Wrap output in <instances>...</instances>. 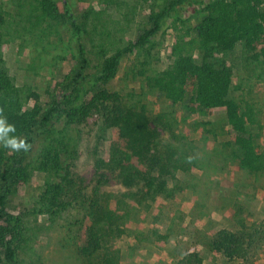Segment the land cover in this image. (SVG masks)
Returning <instances> with one entry per match:
<instances>
[{
    "label": "trees",
    "instance_id": "obj_1",
    "mask_svg": "<svg viewBox=\"0 0 264 264\" xmlns=\"http://www.w3.org/2000/svg\"><path fill=\"white\" fill-rule=\"evenodd\" d=\"M26 1L34 5L38 19L44 23L58 22L63 17L54 0ZM187 1L156 0L149 10L148 28L142 29L134 42L105 58L95 83L86 90H81L80 84L86 77L84 70L88 60L79 44V69L71 77L64 78L57 85V93L46 102L40 101L30 88L15 83L0 52V116L5 118L7 129L0 131V264H19L18 252L23 248L25 230L22 220L10 212L11 199L30 180L28 158L36 140L52 135L62 119L66 120V126H76L95 113L106 129L115 131L107 147L106 159L96 160L95 167L115 175V180L126 190L112 194L105 189L101 183L106 181L104 173L87 194L75 190L76 184L67 170L64 175L57 176L60 177L58 182L44 183L36 202L38 213L48 215L53 223L57 219L65 222L57 225L66 229L62 241L75 251L83 264L120 263L116 243L125 232L124 223L131 208L127 201L137 208L149 209V203L156 204L158 197L162 196L164 201L173 199L177 192L187 188L193 193L198 191L202 197L203 189L197 188L199 181L208 178L207 170L213 169L221 159L224 164L227 162V167L233 166L248 176L264 174V150L258 142L263 132L260 108L256 102L237 101L232 96L240 90L234 73L236 47L240 48L238 65L243 69L249 63L252 67L246 79L253 80L257 88L264 85V0L199 1L195 4L199 9L194 15H201L200 20L184 28L186 19L177 10ZM65 13L71 36L79 37L78 19L68 8ZM6 15L0 5V46L7 32ZM169 17L172 23L162 34L166 30L177 32L169 50L170 62L162 70L154 71L144 60L141 66L150 72H141L143 86L148 91L162 93L171 105L181 104L193 131L210 125L216 120V113H221L223 124L219 130L222 137L227 138L218 147H208L203 135H199L201 145L186 141L185 137L176 138L163 114H153L144 107L128 104L118 92H110L107 88L117 73L120 58L137 49L147 57L158 42L155 35ZM188 42L197 45V57L192 54V48H187ZM159 130L167 132L168 138ZM201 130L214 137L217 132ZM10 138L25 141L27 150L5 147L4 141ZM195 150L202 157L197 158ZM62 158L60 148L50 140L41 149L35 170L57 175L62 170ZM194 170L201 171L199 180L183 184L176 179L178 172L192 175ZM207 187L209 190L210 185ZM69 192L76 196L65 201ZM201 197L187 207L201 206L205 201ZM162 208L163 202L159 200L152 212L148 232L139 234L137 242L165 244L166 237L159 234L162 228L158 224ZM73 209L74 215L70 212ZM238 221L237 230H215L206 243L207 248L212 255L222 256L227 261L255 264L254 256L264 248V220L249 225L244 219ZM77 240L82 243L77 244ZM170 264H203V257L200 251L193 249L177 259L172 258Z\"/></svg>",
    "mask_w": 264,
    "mask_h": 264
},
{
    "label": "rangeland",
    "instance_id": "obj_2",
    "mask_svg": "<svg viewBox=\"0 0 264 264\" xmlns=\"http://www.w3.org/2000/svg\"><path fill=\"white\" fill-rule=\"evenodd\" d=\"M155 1L54 0L63 17L58 22L44 23L38 19L39 13L29 1L0 0V5L7 14V32L0 46V52L15 83L30 88L38 94L40 101L46 102L50 96L54 97L57 93V85L79 69L77 48L80 44L88 60L84 70L86 77L80 84V89L86 90L95 83L104 59L114 51L134 42L142 29L148 28L149 10L156 3ZM199 1L210 0H189L178 8V14L187 22L184 28L193 26L200 20L201 15H194L199 9L195 4ZM67 8L80 24L81 33L77 38L71 36L69 22L64 19ZM170 23L172 18L169 17L155 35L154 39L158 42L149 50L147 57L142 56L143 52L137 49L120 58L117 73L107 88L110 92H118L128 104L137 108L144 107L153 114H163L176 138L185 137L186 141L190 140L201 145L203 143L199 140V135H203L208 147H218L227 138L222 137L219 130V126L223 124L221 113H216V120L213 119L210 125L201 128L217 131L215 137L201 129L193 131L192 123L185 117L186 113L182 111L181 104L171 105L162 93L148 91L143 86L144 77L141 72H150L141 66L144 60L150 64V70L154 71L162 70L170 62L169 50L177 32L166 30L162 34ZM191 36L186 38V42ZM186 46L192 48L194 56H198L197 45L188 42ZM239 56L240 48L236 47L233 53L236 64L234 73L236 86L240 90L237 89L232 96L237 101L258 104L259 120L263 129L258 142L264 150V85L257 88L253 80L246 79V74L249 73V69L252 71V67L247 63V67L244 66L242 69L238 65ZM198 120L207 122L203 118ZM54 131L48 138L40 137L36 140L28 158L30 180L19 189L15 198L11 199L10 212L22 220L25 230L23 248L18 252L19 264H83L75 251L62 241L66 229L57 225H64L65 222L57 219L53 223L48 215L38 213L36 202L43 192L45 182H58L60 177L57 176L64 175L67 170L70 172L69 178L76 184L75 190L87 194L98 182L99 175L104 173L106 181L101 183L104 184L105 189L112 194L126 192L115 180V175L95 167L96 160L106 159L108 144L115 137V131L106 129L99 115L92 113L83 123L76 126H66V120L62 119L56 124ZM161 134L164 138H168L167 132L161 131ZM50 140H54L63 155L62 170L57 175L53 172L44 173L35 170L36 159ZM194 155L197 158L202 157L198 150L194 151ZM191 172L192 175L178 172L176 179L183 184H189L192 179H200V170ZM207 172L208 178L199 181L197 187L203 189L202 197L198 191L191 193L192 190L187 188L177 192L173 199L164 201L161 200L162 196L156 199L158 202L159 200L163 202L158 224L162 228L159 234L166 237L165 244L159 242L154 245L141 240L137 242L139 234L148 232L152 212L158 202L149 203V209H142L127 201L131 208L124 223L125 232L116 243L120 257L119 264H170L172 258L177 259L193 249L202 254L203 264L241 263L230 262L222 256L212 255L206 243L210 241L211 233L215 230H237L239 219H244L246 225L264 220V174L248 176L233 166L227 167V162L224 164L222 159ZM206 180H209L207 184ZM209 185L210 189L207 190ZM235 194L236 198L233 200ZM192 195L194 200L205 198L203 204L199 206L208 204L204 216L202 210L205 206L201 211L196 206L187 207L188 203L185 202L189 201ZM75 196L74 192H69L65 201ZM232 200L234 203L228 206L227 203ZM217 202H220V206H216ZM70 212L75 214L74 209ZM205 224L209 231L212 229L211 233L205 232ZM76 243L81 244L82 241L77 240ZM254 263L264 264V248L257 251Z\"/></svg>",
    "mask_w": 264,
    "mask_h": 264
},
{
    "label": "clouds",
    "instance_id": "obj_3",
    "mask_svg": "<svg viewBox=\"0 0 264 264\" xmlns=\"http://www.w3.org/2000/svg\"><path fill=\"white\" fill-rule=\"evenodd\" d=\"M5 122H6L5 118L0 116V131H7V129L4 127ZM9 127H12L13 130H14L13 126H9ZM4 146L8 147V148H10L12 150H15V151H19L21 149L27 150V148H28V145L26 144L25 141L17 140L16 138H10V139L5 140L4 141Z\"/></svg>",
    "mask_w": 264,
    "mask_h": 264
},
{
    "label": "crops",
    "instance_id": "obj_4",
    "mask_svg": "<svg viewBox=\"0 0 264 264\" xmlns=\"http://www.w3.org/2000/svg\"><path fill=\"white\" fill-rule=\"evenodd\" d=\"M190 190H191V189H190ZM191 193H192V191H191ZM235 198H236V194H235L233 200H235ZM233 200H232V202L227 203V204H229L228 206H230V204H233V203H234ZM194 201H195V200H194L193 195H192L191 199H190L189 201L185 202V203H188V204H186V205L189 206V205L193 204ZM218 205L220 206V202H217V205H216V206H218ZM228 206H227V207H228ZM207 207H208V204H207V205L204 207V209L202 210V214H203V216H204V213L206 212L205 209H206ZM227 209H228V208H227ZM204 222H205V221H204ZM202 224H204V223H202ZM202 226H203V225H202ZM204 227H205V229H204L205 232L211 233L212 229L209 231L208 228L206 227V224H205ZM211 234H212V233H211ZM209 236H210V234H209ZM210 238H211V237H210ZM205 240H206V242H208L207 239H205ZM205 240H204V241H205Z\"/></svg>",
    "mask_w": 264,
    "mask_h": 264
}]
</instances>
